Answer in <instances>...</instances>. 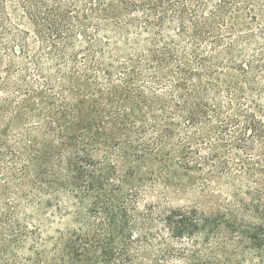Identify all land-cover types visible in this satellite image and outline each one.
<instances>
[{
  "label": "trees",
  "instance_id": "16d2710c",
  "mask_svg": "<svg viewBox=\"0 0 264 264\" xmlns=\"http://www.w3.org/2000/svg\"><path fill=\"white\" fill-rule=\"evenodd\" d=\"M15 2L25 24L0 0V264H264V0ZM175 149L235 189L222 209L120 192V162Z\"/></svg>",
  "mask_w": 264,
  "mask_h": 264
},
{
  "label": "rangeland",
  "instance_id": "374dc122",
  "mask_svg": "<svg viewBox=\"0 0 264 264\" xmlns=\"http://www.w3.org/2000/svg\"><path fill=\"white\" fill-rule=\"evenodd\" d=\"M8 11L13 20L25 24L15 0H7ZM223 86L229 85L239 93L241 91L240 78L234 71H225L219 74ZM239 86V87H238ZM32 118L26 121L15 120L10 134H16L23 125H28ZM8 126V120L0 116V129ZM159 152L158 155L147 156L142 160L123 161L117 165V174L122 186L120 192L127 193L133 185L141 186L139 205L152 203L165 208L196 207L206 213L222 209L231 200L235 189L220 178H209L202 171L185 170L178 163L179 150H173L169 155ZM260 190L261 200L264 202V179L253 184ZM239 199L248 202L250 195L239 190ZM71 224L70 215L56 216L51 226L44 228L45 234L53 229Z\"/></svg>",
  "mask_w": 264,
  "mask_h": 264
}]
</instances>
